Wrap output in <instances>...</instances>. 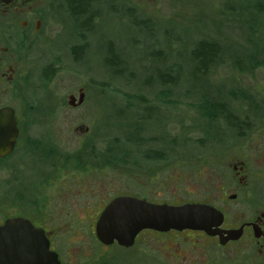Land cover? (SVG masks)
<instances>
[{"label":"rangeland","instance_id":"374dc122","mask_svg":"<svg viewBox=\"0 0 264 264\" xmlns=\"http://www.w3.org/2000/svg\"><path fill=\"white\" fill-rule=\"evenodd\" d=\"M56 3L60 6L65 0ZM90 13L95 15V26L84 58L74 63L70 54L78 23L67 14H54L52 30L32 42L28 63L23 64L22 74L28 75L24 86L5 89L1 102L11 105V99L20 97L17 102L28 105L19 112L48 115L52 120L42 126L45 137L56 139L65 151L81 145L95 147V197L99 195L102 204L127 193L157 203L211 201L228 210L264 206V0H102L91 5ZM199 39L217 41L222 54L196 83L190 52ZM111 49L114 65L108 62ZM45 63L55 64L57 72L43 80L39 73ZM166 69H181V77L163 87L156 73ZM81 88L85 102L71 107L69 95L77 97ZM207 92L216 104L227 106L229 116L202 114L197 104ZM234 118L240 127L234 126ZM82 126L89 131H75ZM103 147L116 155L117 162H142L143 170L139 173L140 166L116 163L107 168ZM153 152L154 160L145 157ZM240 159L248 163V185L236 200L223 204L219 198L223 189L231 188L232 165ZM9 177L0 175V212L25 216L26 199L10 197L13 203L5 197L12 187ZM17 179L15 192L23 188L25 175ZM246 198L248 204L243 202ZM68 206L64 203V210ZM81 217L62 214L56 220L58 224L72 220L76 225L85 222ZM83 228L75 237L88 250L96 249L98 241ZM60 236L63 241L70 236L74 240L73 233ZM148 240L150 251L155 241ZM163 247V242L156 246L159 259H163ZM102 250L99 253L110 257L111 264L121 263L123 250L117 246ZM230 250L218 249V256L225 258ZM142 259L150 262L145 253Z\"/></svg>","mask_w":264,"mask_h":264},{"label":"flooded vegetation","instance_id":"af4514ba","mask_svg":"<svg viewBox=\"0 0 264 264\" xmlns=\"http://www.w3.org/2000/svg\"><path fill=\"white\" fill-rule=\"evenodd\" d=\"M68 1L65 0V3L57 6L56 0H12L11 4L0 0V108L11 107L14 110L18 129L12 151L5 156H0V175L1 178L3 174L11 176L9 177L12 184L9 191L10 195H5L9 201L15 203L16 201L10 199L13 197L15 200L22 199L25 201L26 199L29 202L27 205L26 203L23 204V209L26 211L25 216L15 214L9 216V214H1L0 212V225L13 218L29 220L36 228L44 231L50 243V250L58 255L60 264H111L110 257H103V253H99L103 246H117L123 250L120 264H264V206L255 210L248 208L228 210L218 207L211 201H203L223 212L222 230L242 228L241 237L237 240H230L225 245L220 244V236L218 235H209L204 231L192 229L167 232L145 229L137 235L134 244L129 247L119 245L117 242L105 245L98 239L96 223L111 200L126 195L151 201L148 199L149 197L121 193L108 199L106 204H102L101 197L99 195L95 197V147L93 145L89 147L81 145L72 151H65L56 139L54 141L51 137L50 139L45 137L47 133L43 131L45 127L42 126L46 125V121L52 120L48 115L19 112L21 109L26 110L25 106L28 105L21 101L17 102L20 97H18L19 99H11L13 101L11 105L1 102L4 99L5 89L13 91L24 86L23 81H26L28 75L22 74L25 67L23 64L28 63L27 58L33 46L32 42L39 37H45L44 32L46 30H52L55 23H53L54 17H57L59 13L69 15L75 24L78 23L75 33L77 41L70 50L72 61L74 63L80 62L86 55L91 46L90 35L93 34L95 26L94 14L90 13L91 5L94 2L87 4L85 13L79 14L70 12L69 7L71 6H69ZM54 14L55 16H53ZM74 53H78L82 59L75 60ZM54 65L53 63L49 65L45 63L42 67L44 70L39 73L40 79L51 78L55 71L57 72ZM83 103L73 106L69 104L68 100L71 107H80ZM75 131L87 133L89 127H77ZM101 150L107 161V168L113 165L111 163L122 166L136 165L137 167L142 163L139 161L131 163L129 155L128 162H116L113 161L114 157L111 156V150L108 147H103ZM64 152L72 155L64 156ZM155 154L153 152L151 157H145L154 160ZM62 157L65 159L64 162ZM173 163L171 161L170 166ZM153 164L154 161H151V165ZM247 167L246 159H240L232 165L233 184L231 188L223 189L219 198L223 204H226L228 200L231 203L236 200L238 193L243 192L244 187L248 185ZM142 170L143 165L140 166L138 172L140 173ZM172 170L168 173L169 179L173 177ZM102 172L106 173L105 171ZM66 174L72 176L66 178L64 177ZM18 175L23 177L25 175V179L23 188L17 189L15 192ZM61 188L63 189L61 190ZM232 190L235 192L228 195ZM231 196L235 198H231ZM206 198L211 200L208 195ZM94 200L97 202L95 203ZM246 201L248 198L243 199L244 204ZM64 203L70 205L65 210ZM10 209H14V206H11ZM62 214L74 218L84 216L86 220L85 222L80 220L76 225H73L72 220L58 224L59 220L56 218ZM84 223L83 228L81 225ZM82 228L85 230L84 233L90 234L94 240L98 241L99 246L96 249L89 248L88 250L85 242L79 237H75L83 232ZM63 233H73L74 240L72 236L67 241L60 240V235ZM191 235L195 242H191ZM148 238H153L155 241L151 244L150 251L146 249L150 246ZM159 242L165 244V247L160 250L163 259H159V252L156 248ZM223 248L231 249L225 258L218 256V249ZM143 253L150 259V262L143 261Z\"/></svg>","mask_w":264,"mask_h":264},{"label":"water","instance_id":"95a60500","mask_svg":"<svg viewBox=\"0 0 264 264\" xmlns=\"http://www.w3.org/2000/svg\"><path fill=\"white\" fill-rule=\"evenodd\" d=\"M1 1L8 4L12 3V0ZM84 98L85 93L81 89L78 97L75 95L69 96V104L73 106L80 105L83 103ZM14 114V110L10 107L0 108V156H5L13 149L18 133ZM231 198L235 197L231 196ZM130 200L165 210L166 214L146 218L114 231L106 229L104 227V214L107 209L113 203ZM175 208L202 209L204 212H197L188 216L181 215L179 210ZM223 222V212L210 204L193 202L171 205L168 203H153L132 196H119L113 199L101 213L96 224V233L99 240L106 245H111L117 241L119 245L126 247L133 245L137 235L145 229L160 232L183 231L185 229L201 230L209 235L220 236V244L222 245L241 237L242 228L224 231L221 229ZM24 225H31L33 231L39 233V244L31 237L18 232V229ZM49 244L44 231L36 228L29 220L23 218L8 219L0 225V264H60L58 255L50 250Z\"/></svg>","mask_w":264,"mask_h":264},{"label":"trees","instance_id":"16d2710c","mask_svg":"<svg viewBox=\"0 0 264 264\" xmlns=\"http://www.w3.org/2000/svg\"><path fill=\"white\" fill-rule=\"evenodd\" d=\"M102 0H69L68 4L70 8V12H77L79 14H83L86 11L87 4H90L91 2H98ZM95 18V15H93V20ZM110 52L114 55L110 56V59L108 60L109 65H114V57H115V52L114 50H110ZM222 54V47L220 43L217 41L209 40V39H199L195 41L193 44V47L190 52L191 59L193 61V71H192V76H193V81L196 83H199V81L206 76L209 72V69L212 68L218 59L221 57ZM75 55V60H81L82 57L78 53H74ZM157 79L159 82V85L165 87L169 85H173L177 83V80L181 77V69L172 72L170 69H166L164 71H157L156 73ZM165 96H168L167 93H164ZM215 98L212 97L210 93H205L202 98V102L197 104V107L204 112L202 114H207V116L211 115H224V116H229V110L226 105L222 104H216ZM206 107L208 110L206 111ZM235 122H233L237 127H240V121L237 120L236 118ZM72 155V154H68ZM67 155V156H68ZM66 156V155H64ZM114 156L113 161H118L117 158ZM156 155L153 157L155 158ZM158 158L161 155H157ZM121 161H124L123 159H119ZM128 162V161H126Z\"/></svg>","mask_w":264,"mask_h":264},{"label":"snow or ice","instance_id":"6c2138e0","mask_svg":"<svg viewBox=\"0 0 264 264\" xmlns=\"http://www.w3.org/2000/svg\"><path fill=\"white\" fill-rule=\"evenodd\" d=\"M175 209L179 210L181 215L188 216L197 212H204L202 209ZM161 214L165 215L166 211L148 204H141L134 200L113 203L104 214V227L110 231H114L125 225ZM18 232L31 237L39 244V233L34 232L31 225L21 226Z\"/></svg>","mask_w":264,"mask_h":264}]
</instances>
